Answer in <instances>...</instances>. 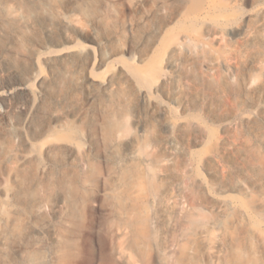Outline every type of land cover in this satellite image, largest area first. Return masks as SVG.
<instances>
[{"label":"rangeland","instance_id":"rangeland-1","mask_svg":"<svg viewBox=\"0 0 264 264\" xmlns=\"http://www.w3.org/2000/svg\"><path fill=\"white\" fill-rule=\"evenodd\" d=\"M72 19L69 41H0V75L27 87L8 105L35 93L14 123L0 101V200L24 208L20 192L36 189L55 222L60 183L92 172L87 235L133 219L136 264H264V0H115ZM106 115L120 124L111 140Z\"/></svg>","mask_w":264,"mask_h":264},{"label":"bare ground","instance_id":"bare-ground-1","mask_svg":"<svg viewBox=\"0 0 264 264\" xmlns=\"http://www.w3.org/2000/svg\"><path fill=\"white\" fill-rule=\"evenodd\" d=\"M114 1L0 0V41L6 42L12 39L17 50L22 49V44L29 40L41 44L45 42V39L53 43H59L61 39L69 41L71 39V28L74 25L73 15L79 13L92 17L103 14L104 11H108L109 5L113 4ZM137 1L132 0V3ZM178 1L181 3L198 2V0ZM158 2L166 7L168 0H158ZM84 57L87 63H90L93 59L91 54ZM30 60L31 58L24 54L19 64L17 66L13 65L18 76H22V70L28 71L30 69ZM73 60L80 61L81 56L75 57ZM66 63L70 64L69 62ZM1 67L2 63L0 61ZM69 75V71L62 74L60 79L62 85L67 82L71 83L73 79ZM104 80V85L110 82V79ZM8 82L0 75V101L6 106L2 118L5 122L10 123L14 121L12 117L16 116V112L22 115V110L27 112L28 109L34 107L35 93H27L25 107L23 109L19 107L15 111L8 103L15 101L16 104H22L19 95L22 96L23 89L26 86L22 84V81L16 87ZM109 116L106 115L103 125L107 140L112 139L117 126L120 125ZM17 126L18 130H22V124L18 123ZM19 136L21 139L24 138L22 133ZM47 152L50 155L51 149ZM91 177H93L92 172H85L84 175L76 172L71 182L62 181L60 183L63 193L69 192V198L59 199L62 204H65V207H55L53 213L56 219L55 222L46 220L47 218L42 213L43 200L36 189H25V191L20 192L19 198L23 195L29 201L27 207L24 208H12L1 199L0 264H78L76 263L77 259L81 260L79 264H136L135 257L137 254L135 250L138 248L139 242L133 219L127 217L120 219V226H125L126 230H120V227H117L119 222H115V228L114 224L111 223L105 231L101 229L107 234V238L96 241L93 237L87 235V232L91 233L96 227L87 228V225L83 223V213L79 202L85 204L89 200L84 184L90 181ZM25 179L26 175H23V180ZM119 206H114L110 211L112 217L117 215L118 210H120ZM49 240L53 242V249H51L53 258L50 257L47 246ZM167 254L172 257L176 256L172 247L167 249ZM184 257L186 258L187 255L184 254ZM176 261L179 264L185 263L183 257L181 259L178 257ZM190 264H196L192 257L190 258Z\"/></svg>","mask_w":264,"mask_h":264}]
</instances>
